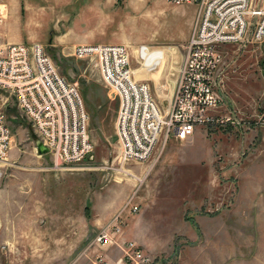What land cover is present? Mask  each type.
Masks as SVG:
<instances>
[{
  "label": "rangeland",
  "instance_id": "374dc122",
  "mask_svg": "<svg viewBox=\"0 0 264 264\" xmlns=\"http://www.w3.org/2000/svg\"><path fill=\"white\" fill-rule=\"evenodd\" d=\"M162 29L179 40V27ZM43 45L79 86L95 149L78 164L54 168L51 154L38 152L16 97L0 92L11 130L8 158L0 160V264H108L121 255L120 245H98L97 234L119 227L118 236L134 224L148 243L145 249L135 242L149 259L142 264H192L195 255L202 264H264V127L255 122L264 109V43L220 48L217 88L223 113L236 123L162 140L146 162L120 161L119 98L96 62ZM185 47L172 58L178 68ZM147 52L131 51L132 67L166 115L178 78L161 79L159 60Z\"/></svg>",
  "mask_w": 264,
  "mask_h": 264
},
{
  "label": "built area",
  "instance_id": "2783aa9c",
  "mask_svg": "<svg viewBox=\"0 0 264 264\" xmlns=\"http://www.w3.org/2000/svg\"><path fill=\"white\" fill-rule=\"evenodd\" d=\"M168 1L196 5L198 13L166 115L156 103L150 85L136 78L128 47L88 44L74 50L75 57L96 62L105 85L119 98L115 127L122 162H146L162 140H186L198 127L236 123L235 115L219 112L222 99L217 78L224 58L220 48L242 42L264 43V0ZM3 5L0 0V22ZM0 92L16 97L38 141L49 149L54 168L78 164L93 154L95 144L89 134V115L80 88L59 72L44 45L10 43L0 51ZM255 122L264 127V109L255 116ZM10 147L11 130L0 110V160L8 158ZM118 229L114 234L110 228L103 229L95 243L113 244ZM120 248L116 264L149 260L133 241ZM106 259L97 257L99 262Z\"/></svg>",
  "mask_w": 264,
  "mask_h": 264
},
{
  "label": "crops",
  "instance_id": "0c3cea01",
  "mask_svg": "<svg viewBox=\"0 0 264 264\" xmlns=\"http://www.w3.org/2000/svg\"><path fill=\"white\" fill-rule=\"evenodd\" d=\"M2 1L0 51L10 43H40L51 44L74 56L75 48L80 45L122 44L132 54L134 49H145L146 56L156 57L159 61L155 70L163 80L179 77L184 59L179 68L172 64L173 59L188 43L198 13L196 5H175L168 0ZM165 23L181 29L179 40L162 29ZM5 36L7 40H3ZM222 107L223 104L221 113ZM136 227V224L131 227L132 232L130 227L126 228L124 233L115 236L111 245L121 247L125 242L134 241L147 249L148 243L138 237ZM203 262L198 255L193 257L192 264ZM108 264H116V259H110Z\"/></svg>",
  "mask_w": 264,
  "mask_h": 264
},
{
  "label": "water",
  "instance_id": "95a60500",
  "mask_svg": "<svg viewBox=\"0 0 264 264\" xmlns=\"http://www.w3.org/2000/svg\"><path fill=\"white\" fill-rule=\"evenodd\" d=\"M37 150L41 154H45L49 152V149L46 146H44L43 143L40 141L37 142Z\"/></svg>",
  "mask_w": 264,
  "mask_h": 264
},
{
  "label": "bare ground",
  "instance_id": "6f19581e",
  "mask_svg": "<svg viewBox=\"0 0 264 264\" xmlns=\"http://www.w3.org/2000/svg\"><path fill=\"white\" fill-rule=\"evenodd\" d=\"M134 70V69H133ZM135 72V71H134Z\"/></svg>",
  "mask_w": 264,
  "mask_h": 264
}]
</instances>
